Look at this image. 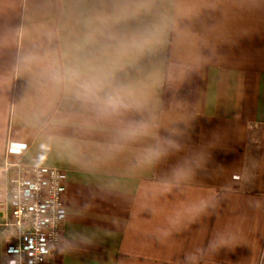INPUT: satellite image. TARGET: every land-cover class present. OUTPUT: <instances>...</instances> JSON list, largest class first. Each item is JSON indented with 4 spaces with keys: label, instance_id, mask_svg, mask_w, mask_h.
<instances>
[{
    "label": "crops",
    "instance_id": "0c3cea01",
    "mask_svg": "<svg viewBox=\"0 0 264 264\" xmlns=\"http://www.w3.org/2000/svg\"><path fill=\"white\" fill-rule=\"evenodd\" d=\"M16 163L48 264H264V0H0V264Z\"/></svg>",
    "mask_w": 264,
    "mask_h": 264
},
{
    "label": "built area",
    "instance_id": "2783aa9c",
    "mask_svg": "<svg viewBox=\"0 0 264 264\" xmlns=\"http://www.w3.org/2000/svg\"><path fill=\"white\" fill-rule=\"evenodd\" d=\"M8 152L21 155L23 150L10 145ZM11 166L15 172L10 177L9 202L1 203L9 208L2 224L6 254L13 258L12 264H48L63 239L66 173L21 163Z\"/></svg>",
    "mask_w": 264,
    "mask_h": 264
},
{
    "label": "water",
    "instance_id": "95a60500",
    "mask_svg": "<svg viewBox=\"0 0 264 264\" xmlns=\"http://www.w3.org/2000/svg\"><path fill=\"white\" fill-rule=\"evenodd\" d=\"M1 216V215H0Z\"/></svg>",
    "mask_w": 264,
    "mask_h": 264
}]
</instances>
